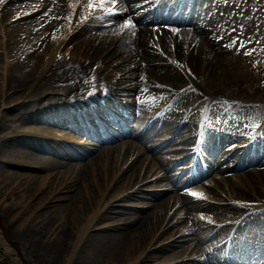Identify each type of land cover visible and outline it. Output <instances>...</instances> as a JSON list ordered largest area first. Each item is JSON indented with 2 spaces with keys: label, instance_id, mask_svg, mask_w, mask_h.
<instances>
[{
  "label": "bare ground",
  "instance_id": "obj_1",
  "mask_svg": "<svg viewBox=\"0 0 264 264\" xmlns=\"http://www.w3.org/2000/svg\"><path fill=\"white\" fill-rule=\"evenodd\" d=\"M75 1L0 0L7 40L0 38V196L10 199L5 210L15 212L10 230L43 264H164L166 257L176 259L171 264H264V190L229 182L244 164L257 168L249 171L254 177L263 174L264 129L250 137L244 154L226 149L235 137L226 128L201 125L197 136L184 133L183 115L196 105L210 109L242 77L231 71L228 43L207 5L97 0L101 16L84 21L76 13L71 24ZM89 3L80 0L79 16ZM107 6L139 26L123 30L112 12H103ZM14 13L21 15L10 20ZM130 76L155 89L128 101L136 85L125 83ZM198 86L203 92H194ZM39 93L48 101L42 104ZM168 99L193 105L173 108L180 113L174 118L165 114L171 109L158 112ZM184 142L193 145L185 156L164 155V146ZM211 173L219 176L204 180Z\"/></svg>",
  "mask_w": 264,
  "mask_h": 264
},
{
  "label": "rangeland",
  "instance_id": "obj_2",
  "mask_svg": "<svg viewBox=\"0 0 264 264\" xmlns=\"http://www.w3.org/2000/svg\"><path fill=\"white\" fill-rule=\"evenodd\" d=\"M200 3L207 5L210 22L218 28L219 37L228 43L229 48L226 51L230 56L226 57L227 61H230L232 64V73L234 72V68H236L238 74H242V77L239 81L230 84L227 91L218 96V99L214 97L215 100L213 98L211 101V103L214 101V104L210 103V109L199 105L192 107V111L188 114L189 117L186 118L188 121L186 124L189 126L190 130L195 129V126L201 124V122H205L203 116L205 112H208V115L211 116L206 120L208 125L218 129L226 128L228 131H231V133L241 131L245 134L242 139H245L250 134L257 132L261 125L262 129H264V69L259 70V68L256 69L252 66V62L257 60L263 61L259 63L264 64V0H201ZM88 12L89 10H87L85 6L82 16L83 19L88 17V14H90ZM116 17L118 23L129 22V29L132 26H139L130 22L129 16L123 15V18H119L122 16ZM103 48H106L105 43L101 49ZM171 51L174 53V48H171ZM202 52L203 57L201 60L203 64H206L208 57H206V51ZM113 57L115 58L116 55ZM178 72L186 75L182 69H179ZM201 78L202 72L199 73L198 80ZM125 83L127 85L136 84V79L130 76L125 80ZM189 88L190 87H188V89ZM154 89L155 88L149 86L143 87L142 84H136L128 95V101L135 102L139 99L141 92L145 91L148 95V92ZM195 89L194 92H203L202 86H198V88ZM22 95L29 96L30 94L23 93ZM47 97L49 96L47 95L46 98ZM18 98L19 95L17 94L14 98V102ZM46 98L44 97L41 102H46ZM233 99L242 100L241 102L247 104H244V106L236 104V107H232L225 103L227 100ZM169 101L172 102V105H174L173 108H175L177 112L181 111L182 108H188L190 105H193L192 101H184L182 104H179V106L177 104L175 105L172 100ZM258 103L261 105H258ZM113 105H119V102H113ZM105 109L109 113L110 110L107 106ZM172 113L174 114V118L180 117L176 116L180 115V113H175L174 111L169 112L170 115ZM226 116H233V118L228 119ZM112 123L113 121H108V125L112 126ZM54 129L59 131L58 128ZM185 132L188 133L189 131ZM238 139H240V137L231 141L236 142ZM232 172V174L235 175H233L234 178L229 180L230 184L232 180H246L250 183L249 186L251 189L257 191L258 194H262L259 190H261L260 188L262 187L264 188V172L263 174H258L256 177H254L251 172L247 171L239 172L238 170ZM212 175L216 174L213 173ZM218 186H220V188L222 187L221 189L224 188L223 184H218ZM5 188H7L5 190L6 193L11 194L8 184L5 185ZM187 192H189V190H187ZM236 192L242 193L245 198L251 197L248 193L249 190L246 188L236 189ZM262 195H264V193ZM179 198L180 197H177V200H179ZM9 204L10 199L5 200L0 196V258L5 259L7 261L6 264H43L37 261L33 248L30 247L27 242L22 241L23 238L18 233L10 230V222L15 212L5 210ZM176 217L177 215L174 218ZM225 233L226 232H224L223 239H226ZM172 258L173 257H166L165 259L167 261H165V263L169 264L176 260L168 261V259ZM154 264H159V261L154 262Z\"/></svg>",
  "mask_w": 264,
  "mask_h": 264
},
{
  "label": "snow or ice",
  "instance_id": "obj_3",
  "mask_svg": "<svg viewBox=\"0 0 264 264\" xmlns=\"http://www.w3.org/2000/svg\"><path fill=\"white\" fill-rule=\"evenodd\" d=\"M112 2L114 3L115 0H112ZM90 6H91V5H90ZM128 26H130L129 22H125L124 27H128Z\"/></svg>",
  "mask_w": 264,
  "mask_h": 264
}]
</instances>
